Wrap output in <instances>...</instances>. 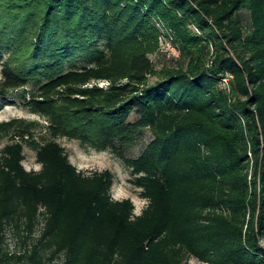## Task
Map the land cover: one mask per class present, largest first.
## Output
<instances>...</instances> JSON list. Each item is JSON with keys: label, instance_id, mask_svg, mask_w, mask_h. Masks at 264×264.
<instances>
[{"label": "trees", "instance_id": "trees-1", "mask_svg": "<svg viewBox=\"0 0 264 264\" xmlns=\"http://www.w3.org/2000/svg\"><path fill=\"white\" fill-rule=\"evenodd\" d=\"M167 31L182 58L157 69ZM0 67V98L32 84L25 105L47 119L39 141L0 121V226L22 247L0 237V264H264V0H0ZM61 137L116 153L142 213Z\"/></svg>", "mask_w": 264, "mask_h": 264}, {"label": "rangeland", "instance_id": "rangeland-1", "mask_svg": "<svg viewBox=\"0 0 264 264\" xmlns=\"http://www.w3.org/2000/svg\"><path fill=\"white\" fill-rule=\"evenodd\" d=\"M246 20H249V13L246 11ZM167 43L161 40L158 51L152 55V59L156 64L157 69L166 66H174L182 58V51L166 49ZM213 54V53H212ZM212 56V55H211ZM214 62L211 59L208 65ZM228 76V75H227ZM226 76V77H227ZM1 78V67H0ZM156 76H151V81L156 80ZM231 76L229 77L230 80ZM226 82V81H223ZM225 84V83H223ZM100 86H105V81L99 82ZM226 86V85H225ZM34 85L30 84L26 88L19 90H10L9 93L0 98V121H9L12 119L22 118L28 122L36 123L33 128V136L38 141L41 140V134L47 132V119L33 112L25 105L29 91L32 90ZM136 115H132L130 120H135ZM46 134V133H45ZM153 134L150 130L146 129L139 134L134 141L124 147L125 154L132 158H137L152 141ZM12 141L11 137H5L0 140V151L2 148ZM58 141L66 148L67 153L70 155L71 161L78 167L79 170L85 171L90 174L95 171H102L109 169L114 173L115 181L112 187V196L115 199L130 198L135 204V213L141 214L147 207L149 200L141 195L142 189L135 186L132 182L133 175L131 169L124 163V161L116 155L112 150L99 151L91 147L84 146L79 140L69 139L67 137L58 138ZM25 161L24 165L28 170H40L41 164L37 162L36 151L29 145L25 146ZM42 217L40 223L36 227L34 237L40 236L42 230ZM0 237L4 238L3 247L8 248L11 252H22V247L18 236L15 234L14 228L11 226H0ZM264 245V240L263 243ZM29 247H32L29 245ZM185 264H208L203 262L196 256L188 257Z\"/></svg>", "mask_w": 264, "mask_h": 264}, {"label": "built area", "instance_id": "built-area-1", "mask_svg": "<svg viewBox=\"0 0 264 264\" xmlns=\"http://www.w3.org/2000/svg\"><path fill=\"white\" fill-rule=\"evenodd\" d=\"M161 40H165L166 41V43H167L166 49H168V50H172L173 49V50H175L177 52H179L181 50L180 47L175 43L174 36L170 32L167 31L166 35L162 36L160 38V43H161ZM230 76L231 75L228 74V76L223 79V81H226V82H224L225 85H227L229 83V77ZM108 84H109V82H106V85H108Z\"/></svg>", "mask_w": 264, "mask_h": 264}]
</instances>
